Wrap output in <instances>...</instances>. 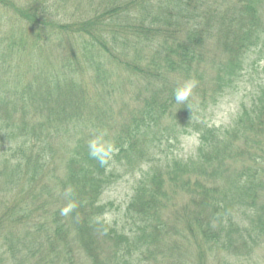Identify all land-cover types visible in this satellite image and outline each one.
Listing matches in <instances>:
<instances>
[{
    "label": "trees",
    "instance_id": "16d2710c",
    "mask_svg": "<svg viewBox=\"0 0 264 264\" xmlns=\"http://www.w3.org/2000/svg\"><path fill=\"white\" fill-rule=\"evenodd\" d=\"M59 1L0 0V264H188L177 253L190 238L196 264H203L205 245L215 261L252 254L255 242L241 236L228 204L264 198L262 157L236 162L245 154L237 144L264 136L263 98L243 102L229 129L197 115L234 88L250 60L264 62L254 0ZM211 46L221 54L209 56ZM206 62L217 70L210 86L200 73ZM120 73L123 87L140 85L151 96L115 121L113 79ZM186 80L196 81V101L191 95L176 103L174 91ZM175 128L199 135L204 163L172 160L166 182L150 150L165 162ZM97 137L112 148L103 164L90 154ZM137 160L146 170L127 206L125 233L102 218L112 204L100 198L121 177L122 164ZM223 170L234 171L226 195L210 182ZM179 184L193 204L181 205V230L161 218L175 205L167 187L175 193ZM263 211L264 204L256 213ZM218 238L221 247L209 244Z\"/></svg>",
    "mask_w": 264,
    "mask_h": 264
},
{
    "label": "rangeland",
    "instance_id": "374dc122",
    "mask_svg": "<svg viewBox=\"0 0 264 264\" xmlns=\"http://www.w3.org/2000/svg\"><path fill=\"white\" fill-rule=\"evenodd\" d=\"M25 1V0H24ZM69 0H62L59 1V6L63 7V2L67 4ZM254 3L257 7L258 14L260 17L261 24L264 25V0H254ZM70 5V4H69ZM57 10V9H55ZM61 11H59V14ZM213 49V50H212ZM208 52L209 56H215L216 54H221L222 49L220 47H212L209 49ZM264 51V48H262ZM264 55V53H263ZM250 60L242 73L241 79L237 82L233 89L225 90L221 95L222 97L219 98V95L213 98L217 100L215 105L211 102L206 106L205 111L201 114H198L197 119L205 121L208 123L209 127L213 126L217 129H229L231 124L233 123L234 119L236 118L240 105L244 102H250L253 97H261L264 101V62H261L255 66L251 65ZM252 66V67H251ZM217 72L216 68H213L212 65L206 62L204 68L200 71L203 75L205 84L210 86L209 82L212 80V77ZM123 74L120 73V76H114L113 83H117V90L114 88L112 91L113 96V103H111L110 113L113 116L115 121H118L120 117L127 118L129 115L130 110L135 107L142 106L144 99H149L151 96L150 90H146L144 87L140 85H136L134 87H123L122 80ZM34 76V75H33ZM120 80V82H118ZM202 77L200 76V81H202ZM194 90V89H193ZM141 94V97L137 98V95ZM193 97L192 100H195L194 92L192 91L191 94ZM189 97V101H191ZM194 98V99H193ZM200 99V98H199ZM188 101V102H189ZM186 104V103H185ZM200 113V112H199ZM179 126V125H177ZM176 129V128H175ZM174 132V130H173ZM172 132V133H173ZM196 133L189 128L185 134H180L179 129H176L175 136L176 139H172L168 142V145L165 149L166 156L165 162H162V155L155 153L154 151L150 150L152 155L154 156L153 159L150 161L153 162L155 167L163 169L164 178L166 182L168 181V176L165 174L167 168L166 166H171V172L173 169L172 160L176 162H180L182 165L186 164L188 160H195L197 158V149L199 148V143L194 147L193 142L191 140L192 134ZM77 138V137H76ZM73 138L70 140V144L74 145L75 139ZM199 141V135H198ZM77 142V140H76ZM105 142V141H104ZM237 146L241 147L245 150V154L242 157H237L236 162L243 160L248 155H255L257 157L261 156L262 160L264 161V136L263 135H255L253 134L252 142H248L247 144H237ZM164 150V148L162 147ZM59 153L61 155L57 156L58 158H63V147L60 148ZM247 152V153H246ZM136 155H132V158H135ZM198 164L204 163L202 158H197ZM137 161H135L131 166H125L122 164V169L120 171L121 177L117 179L103 194L100 198V202L102 204H112V208L107 211L106 214L103 215V219L111 226H116L118 231H123L127 233L126 226V216H127V206L131 197L133 196L139 181L141 179V172H145L146 167L143 165H137ZM57 163V161H56ZM58 164V163H57ZM214 165V162H211V166ZM209 166V165H206ZM133 168V169H132ZM130 169V170H128ZM136 171V172H135ZM135 172V173H133ZM209 173L211 171L208 170ZM225 171L223 170L222 173L217 177H214V180L210 182L212 184L218 185L217 189L221 188L222 192L220 195L229 194L231 191H225L223 188L227 187L233 180L234 171ZM192 178H195L192 176ZM1 183V178H0ZM172 187V185H171ZM168 194L170 195V199L174 202V206L171 208L165 209L162 212L161 218L162 221L168 222V227L172 229L173 225H176L178 229H183V216L185 212L183 207L188 206V204L193 207L191 203V195L187 189H184L179 184L175 187L176 192L173 193L172 190L167 187ZM264 204V198H261L259 201L253 204L247 203H237L232 204L229 203L228 206L233 208V220L238 226L239 233L243 238L248 239V243H251L253 240L255 242V248L252 254L249 256H241L239 259H224L219 258L218 261H215V257L213 255H209L208 246H203V264H264V230L260 232V225L261 223L264 225V211L256 213V210L260 208L261 205ZM249 210H247V209ZM206 215V212L204 213ZM253 216V217H251ZM128 217V216H127ZM254 222L251 225V222ZM165 223V222H164ZM217 225H214V227ZM223 229L226 231L225 224H223ZM237 229V230H238ZM233 233L234 239L239 240V237L236 235V231ZM215 231H219V228H215ZM247 238V233L250 232ZM224 234H220V237H223ZM251 236V238H249ZM260 236V239L257 238ZM200 234L197 237L198 240L200 238ZM174 238H178L177 235ZM213 241L210 240L209 244H215L218 247H221V239ZM225 240H222L224 242ZM236 242V241H235ZM238 243V242H236ZM109 241H102V246L110 245ZM205 254H207V259L205 260ZM178 257L188 264H196V248H195V238H190L189 243H186V246L179 250L177 253ZM209 255V256H208ZM103 259L107 260V254H102ZM215 261V262H214ZM214 262V263H213Z\"/></svg>",
    "mask_w": 264,
    "mask_h": 264
},
{
    "label": "clouds",
    "instance_id": "9594fccd",
    "mask_svg": "<svg viewBox=\"0 0 264 264\" xmlns=\"http://www.w3.org/2000/svg\"><path fill=\"white\" fill-rule=\"evenodd\" d=\"M196 87V81L195 80H186L182 83H179L174 91V99L176 103L179 104H185L189 101V97L192 94L193 89ZM191 140L193 142V146L195 147L199 141H198V134L193 133ZM89 149L90 154L94 157H98L100 159V162L103 164L105 163V157L109 155V153L112 151L111 145H106L105 142H102V137L94 138L89 142ZM73 206L69 205V207H66L62 210V214H67Z\"/></svg>",
    "mask_w": 264,
    "mask_h": 264
}]
</instances>
